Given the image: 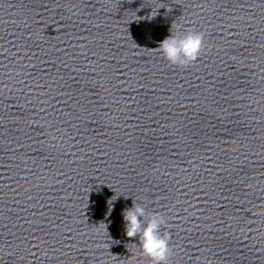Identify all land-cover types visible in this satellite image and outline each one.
Listing matches in <instances>:
<instances>
[{"label":"water","instance_id":"obj_1","mask_svg":"<svg viewBox=\"0 0 264 264\" xmlns=\"http://www.w3.org/2000/svg\"><path fill=\"white\" fill-rule=\"evenodd\" d=\"M133 201L166 264H264V0H0V264H152Z\"/></svg>","mask_w":264,"mask_h":264},{"label":"clouds","instance_id":"obj_2","mask_svg":"<svg viewBox=\"0 0 264 264\" xmlns=\"http://www.w3.org/2000/svg\"><path fill=\"white\" fill-rule=\"evenodd\" d=\"M203 45L204 33L190 31L169 35L160 42L158 49L170 64L187 67L198 59ZM122 215L126 236L130 239L139 238L142 255L149 258L152 264H166L171 248L170 235L167 232L161 234V227L165 224L164 217L153 212L146 218L145 208L134 201L132 207L124 209Z\"/></svg>","mask_w":264,"mask_h":264}]
</instances>
